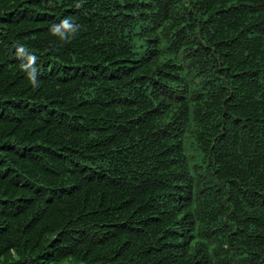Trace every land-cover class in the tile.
I'll use <instances>...</instances> for the list:
<instances>
[{"label":"trees","instance_id":"obj_1","mask_svg":"<svg viewBox=\"0 0 264 264\" xmlns=\"http://www.w3.org/2000/svg\"><path fill=\"white\" fill-rule=\"evenodd\" d=\"M0 264H264V0H0Z\"/></svg>","mask_w":264,"mask_h":264}]
</instances>
